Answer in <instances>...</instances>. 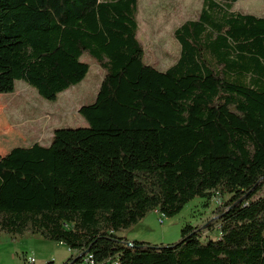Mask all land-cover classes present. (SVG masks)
<instances>
[{"label":"trees","instance_id":"1","mask_svg":"<svg viewBox=\"0 0 264 264\" xmlns=\"http://www.w3.org/2000/svg\"><path fill=\"white\" fill-rule=\"evenodd\" d=\"M238 1L203 0L159 71L139 0H0V95L21 81L55 101L86 77L84 56L103 72L78 109L88 127L0 156V235L63 244V264H264V17ZM215 195L228 198L172 244L119 235Z\"/></svg>","mask_w":264,"mask_h":264},{"label":"rangeland","instance_id":"2","mask_svg":"<svg viewBox=\"0 0 264 264\" xmlns=\"http://www.w3.org/2000/svg\"><path fill=\"white\" fill-rule=\"evenodd\" d=\"M202 2L203 0H139L137 38L143 45L147 63L155 65L159 71H165L175 63L179 55V45L173 37V31L183 22L196 18ZM232 11L264 17V0H239L233 5ZM83 61L89 66L86 77L78 85L59 94L55 101L44 100L34 89L17 81L15 91L21 92L19 98L7 106V97H0L1 111L6 112L5 115L10 119L6 120L7 126L12 129L13 123L23 134L27 131L31 132L32 136L37 134V128L44 126L54 129L88 127V123L78 114V109L94 102L103 72L88 57L84 56ZM21 87L29 91H21ZM13 98L11 97V100ZM3 127L5 128L0 125V133L4 131ZM1 138L3 137L0 135L2 142ZM49 143V140L41 142L44 146ZM1 150L4 149L0 147ZM261 195H264V189ZM227 198L228 196H225L223 199ZM223 199L215 195L207 205L203 199H194L175 217L164 218L163 223H159L157 214L150 212L139 224L121 231L119 235L127 240L154 245L172 244L180 239L181 230L185 225L198 226L209 221L213 210L224 201ZM210 237L218 238L219 232L213 231ZM72 254L65 245L37 236L27 235L12 239L0 235V264H23L24 258H33L35 264H63Z\"/></svg>","mask_w":264,"mask_h":264},{"label":"crops","instance_id":"3","mask_svg":"<svg viewBox=\"0 0 264 264\" xmlns=\"http://www.w3.org/2000/svg\"><path fill=\"white\" fill-rule=\"evenodd\" d=\"M22 88V89H21ZM21 91H27V88L21 87ZM29 91V90H28ZM20 91L16 92L15 88L13 93L10 94H4V95H0V97H4L6 96V105H11L13 103V101H15L17 98H19L20 95ZM11 97H14L11 100ZM5 107V106H4ZM1 107H0V125L5 126V128L3 127L2 129H4L3 132L0 133V135L3 137L1 138L2 142L0 141V147L4 150L0 151V156H3L5 154H7L11 149L13 148H27L31 145H33L34 143H39L41 144V142L43 141H50L52 138V132L54 130V128L52 127H48V126H44L43 128H37V131L35 133H37L35 136L31 135V132H25V134H23L16 125H14L12 123L13 128L11 129V127L7 126V121H10L9 117H7L6 112L2 113L1 111ZM34 129V127L32 128ZM4 135V136H3ZM48 135V136H46ZM28 137L31 139H28ZM42 145V144H41ZM131 241V240H128ZM33 259V258H32ZM34 260V259H33ZM35 262V260H34Z\"/></svg>","mask_w":264,"mask_h":264},{"label":"built area","instance_id":"4","mask_svg":"<svg viewBox=\"0 0 264 264\" xmlns=\"http://www.w3.org/2000/svg\"><path fill=\"white\" fill-rule=\"evenodd\" d=\"M155 214H157L159 216V223H163L164 220V216L158 214L157 212H155ZM28 263H35L34 260L32 258H26ZM54 263V262H53ZM83 264H94V262L92 261L91 257H86L85 261Z\"/></svg>","mask_w":264,"mask_h":264},{"label":"water","instance_id":"5","mask_svg":"<svg viewBox=\"0 0 264 264\" xmlns=\"http://www.w3.org/2000/svg\"><path fill=\"white\" fill-rule=\"evenodd\" d=\"M128 245H130V243H127Z\"/></svg>","mask_w":264,"mask_h":264}]
</instances>
